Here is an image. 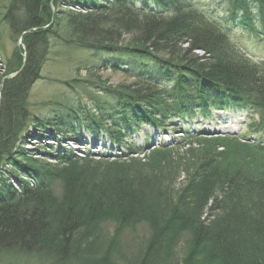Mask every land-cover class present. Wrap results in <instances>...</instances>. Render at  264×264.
<instances>
[{
    "label": "trees",
    "instance_id": "obj_1",
    "mask_svg": "<svg viewBox=\"0 0 264 264\" xmlns=\"http://www.w3.org/2000/svg\"><path fill=\"white\" fill-rule=\"evenodd\" d=\"M220 1L226 9L219 19L195 0L0 5V25L11 39L31 30L0 77V257L22 255L40 264H119L116 255L125 264H264V60L233 44L226 31L239 27L264 39V0ZM54 39L90 52L87 64L106 57L100 65L82 63L89 79L75 83L95 85L94 69L126 73L132 83L101 93L117 99L114 105L96 101L93 111L65 99L46 104L52 113L46 120L31 119L28 93ZM231 107L255 112L258 120L248 129L263 139L187 140L182 147L205 145L186 149L183 161H174L164 145L142 158L140 147L98 160L60 149L52 162L23 148L30 119L34 133L82 132L120 147L126 131L161 130L167 120L197 113L206 120ZM108 224L113 236L102 243ZM141 226L149 237L137 252L118 253L121 236Z\"/></svg>",
    "mask_w": 264,
    "mask_h": 264
},
{
    "label": "rangeland",
    "instance_id": "obj_2",
    "mask_svg": "<svg viewBox=\"0 0 264 264\" xmlns=\"http://www.w3.org/2000/svg\"><path fill=\"white\" fill-rule=\"evenodd\" d=\"M7 3V0H0V5ZM196 5L203 9L213 18H221L224 15L225 5L220 0H195ZM2 17L0 16V22ZM225 28V26H224ZM230 41L244 49L254 60H264V39L259 40L253 34L239 27L231 26L226 28ZM21 47V39L10 38L4 24L0 25V77L5 71V63L10 59L15 50ZM186 47L183 46L182 48ZM201 56V51L196 52ZM91 53L87 50L65 46L64 43L54 39L51 41L46 62L43 64L40 79L35 82L28 93L27 104L30 118L41 117L47 119L51 116L50 106L46 104L55 101L69 100V105L82 106L90 110H96V101L114 105L117 99L105 97V89L121 88L129 86L132 80L126 73L113 72L112 70L94 69L96 77L95 85L87 83H75L89 79V71H85L82 63L87 64L91 58ZM106 59L104 55L95 56L92 63L100 65L101 59ZM126 61V58H124ZM10 77H13L11 75ZM99 81V82H98ZM98 85V86H96ZM0 86V90H1ZM99 87V88H98ZM102 93V94H101ZM30 121L23 130L24 149L28 155L40 161L52 162L51 159L58 150L70 151L78 158L88 157L92 160L100 158L114 159L119 155H126L128 149L143 150L141 158L148 154L149 150L157 146H169L172 149V159L183 161L188 150L203 151L205 144L193 143L186 148L182 143L193 139H210L223 137L225 135L246 136L249 139H263L261 135H254L249 132L248 125L257 122L258 115L250 109H240L231 107L223 112H213L209 119H202L197 113L193 117H184L182 120L170 119L165 122V128L161 130L141 127L138 131L124 132L125 143L120 147L112 145L105 136L92 139L88 133L78 132L74 136H61L59 133L44 132L40 134L33 132V124ZM49 136L54 138L49 139ZM148 145V146H147ZM201 145V146H200ZM140 148V149H141ZM187 149V150H186ZM222 149L218 148L217 151ZM229 151L230 149H226ZM198 153H195V156ZM47 155H51L49 158ZM244 157H247L244 155ZM248 159V158H247ZM255 160V159H254ZM7 167V166H6ZM183 183V176L177 181V186ZM114 226L106 225L102 232V243L113 236ZM149 237V230L145 226L137 227L133 232H125L118 241V253L128 255L137 252V245L143 244ZM182 243L177 248V261L182 257ZM22 255H4L0 257V264H40L32 257H21ZM117 262L121 263L118 259ZM44 264H47L45 262Z\"/></svg>",
    "mask_w": 264,
    "mask_h": 264
},
{
    "label": "water",
    "instance_id": "obj_3",
    "mask_svg": "<svg viewBox=\"0 0 264 264\" xmlns=\"http://www.w3.org/2000/svg\"><path fill=\"white\" fill-rule=\"evenodd\" d=\"M30 32H31V30H29V31H27V32H25V33H30ZM25 33H24V34H25ZM24 34H22V35L20 36L19 39H21L22 36H23ZM23 67H24V62H23V64H22L20 70H19L17 73H15V74L13 75V77H9V78H7L6 80H10V79H13L14 77H16V76L22 71ZM0 94H1V90H0Z\"/></svg>",
    "mask_w": 264,
    "mask_h": 264
}]
</instances>
